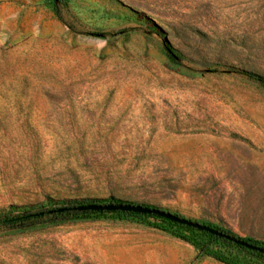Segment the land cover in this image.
Segmentation results:
<instances>
[{"label":"rangeland","instance_id":"1","mask_svg":"<svg viewBox=\"0 0 264 264\" xmlns=\"http://www.w3.org/2000/svg\"><path fill=\"white\" fill-rule=\"evenodd\" d=\"M242 69L264 77V0H0V209L115 198L264 247V82ZM184 234L83 215L0 229V264H226Z\"/></svg>","mask_w":264,"mask_h":264},{"label":"trees","instance_id":"2","mask_svg":"<svg viewBox=\"0 0 264 264\" xmlns=\"http://www.w3.org/2000/svg\"><path fill=\"white\" fill-rule=\"evenodd\" d=\"M57 11V10H56ZM169 51L172 48L169 46L167 47ZM172 53V51H171ZM241 73L245 74L249 78L257 81L264 82V77L245 69L238 70ZM110 202L122 203L123 201L117 200L115 198H111ZM82 204V203H80ZM79 203H69L66 205L60 206H45L41 208H35L32 206H18V205H11L8 209H0V229H8V228H22L33 226L35 224L41 222H53V221H66L69 219H74L83 215H91V214H116L119 216H132V217H153L164 221L170 225L177 226L181 229H184L187 232L191 233H198L197 238H191L184 234L183 239L191 242L195 245L202 253L211 255L220 261L226 264H250L252 261H257L258 264H264V253L259 252L250 248H246L232 242L226 238L215 236L209 232L199 230L197 228L180 224L174 221H171L167 218L160 217L153 214H142V213H135V212H125V211H92V210H72L70 209L73 206L80 205ZM221 230V229H220ZM232 236H235L231 234ZM238 237V236H236ZM241 238V237H238ZM251 243L257 244V242L250 241L245 238H241ZM218 247V248H215ZM225 249V252H224ZM232 252L236 250L235 255H228L226 254V250ZM239 254H244L249 257L247 262H243L239 258Z\"/></svg>","mask_w":264,"mask_h":264},{"label":"water","instance_id":"3","mask_svg":"<svg viewBox=\"0 0 264 264\" xmlns=\"http://www.w3.org/2000/svg\"><path fill=\"white\" fill-rule=\"evenodd\" d=\"M70 209L72 210H92V211H125V212H135V213H142V214H153L160 217L167 218L171 221L185 224L194 228H197L199 230H203L206 232H209L215 236L226 238L232 242H235L237 244H240L241 246H244L246 248H250L259 252L264 253V247L256 245L254 243H251L249 241H246L244 239L238 238L236 236H232L222 230H219L217 228L181 217L179 215L173 214L171 212H168L163 209L150 207L146 205L141 204H134V203H116V202H110V203H88V204H81L77 206H73Z\"/></svg>","mask_w":264,"mask_h":264}]
</instances>
